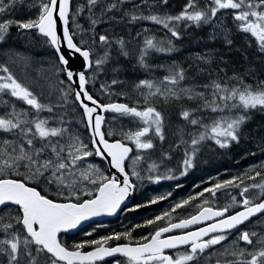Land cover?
Masks as SVG:
<instances>
[{"label":"snow or ice","instance_id":"6c2138e0","mask_svg":"<svg viewBox=\"0 0 264 264\" xmlns=\"http://www.w3.org/2000/svg\"><path fill=\"white\" fill-rule=\"evenodd\" d=\"M13 28L51 58L43 82L0 58V264H264V135L257 157L245 132L264 59L229 75L216 49L173 58L206 29L264 58V0H0V45ZM233 148L235 172L185 192L205 153ZM121 214L134 219H96Z\"/></svg>","mask_w":264,"mask_h":264},{"label":"rangeland","instance_id":"374dc122","mask_svg":"<svg viewBox=\"0 0 264 264\" xmlns=\"http://www.w3.org/2000/svg\"><path fill=\"white\" fill-rule=\"evenodd\" d=\"M172 5L179 6L181 3V0H171ZM130 6V5H129ZM138 30V26L134 27L132 31V35L135 36V31ZM208 31L209 30H203V31H195L190 35V39H185V41L182 44V51L179 55L174 56V59H184L185 57L189 56L190 53H196V52H206L212 49L219 50V52L223 55L224 59L229 61L228 69H229V75H231L230 69L235 67L239 71H243L245 67L255 65L257 68L261 67V60L264 58H259L254 51L249 50L247 52V59L250 61V64L244 63V47H245V41L243 37H238L236 40L235 45L233 46L232 50H229L228 48L224 47L222 43L217 40L213 41L208 38ZM219 44V45H218ZM11 49L13 54H18V57L16 62L19 65H23L24 61L27 60L28 63V73L36 78L39 79L41 82H43L48 73L49 69V60H50V53L49 50L43 45L41 41L38 39L29 37V36H22L17 37L16 32H14L11 36V38L8 40L7 44L0 45V58L4 57L7 52ZM237 49H241V51H237ZM24 58V59H20ZM160 62H166L165 58L163 56L160 57ZM223 66V65H222ZM124 67L128 71L132 70V62L125 61ZM264 78V77H262ZM245 132H251L252 138L248 141L249 144H251V150L256 151L257 157H259V152L255 147L256 138L264 135V114L261 113H255L250 123L248 124V127L245 129ZM237 152H239V149L233 148ZM236 152V153H237ZM231 153H225L223 156H220L217 154L215 159H212V157L205 153V157L212 160L211 164L209 165H202L203 171L200 169H197L193 172L192 176H203L205 175V172H208L211 175H216V172H224L226 170H223V162L226 159H230ZM244 153L239 152V155L234 156V161H241V157H243ZM259 159H264L259 157ZM246 163L247 165L253 162V158H249ZM237 169L231 168L227 171L235 172ZM191 177V176H190ZM207 179V176L205 177ZM172 182H162V185L157 187L156 185L147 186L148 187V194L151 195L152 189L155 188L157 191H165L169 184ZM105 226L108 228L111 226L109 223H104Z\"/></svg>","mask_w":264,"mask_h":264},{"label":"trees","instance_id":"16d2710c","mask_svg":"<svg viewBox=\"0 0 264 264\" xmlns=\"http://www.w3.org/2000/svg\"><path fill=\"white\" fill-rule=\"evenodd\" d=\"M218 45H219V44H218ZM137 75H138V74H134L133 71H128V72H127V78H128L129 80L136 79V78H137ZM117 228H119V227H117ZM141 234H142V233H141Z\"/></svg>","mask_w":264,"mask_h":264},{"label":"water","instance_id":"95a60500","mask_svg":"<svg viewBox=\"0 0 264 264\" xmlns=\"http://www.w3.org/2000/svg\"><path fill=\"white\" fill-rule=\"evenodd\" d=\"M105 218H113V217H100V218H96V219L102 220V219H105Z\"/></svg>","mask_w":264,"mask_h":264}]
</instances>
